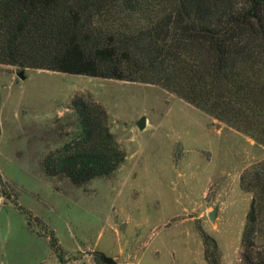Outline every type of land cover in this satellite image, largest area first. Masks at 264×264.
<instances>
[{
  "label": "rangeland",
  "instance_id": "1",
  "mask_svg": "<svg viewBox=\"0 0 264 264\" xmlns=\"http://www.w3.org/2000/svg\"><path fill=\"white\" fill-rule=\"evenodd\" d=\"M77 95L105 107L127 156L82 187L42 168L80 132ZM262 160L263 144L160 86L0 64V264H209L203 233L240 264L241 176Z\"/></svg>",
  "mask_w": 264,
  "mask_h": 264
},
{
  "label": "trees",
  "instance_id": "2",
  "mask_svg": "<svg viewBox=\"0 0 264 264\" xmlns=\"http://www.w3.org/2000/svg\"><path fill=\"white\" fill-rule=\"evenodd\" d=\"M0 64L160 86L264 145V0H0ZM72 107L80 132L42 168L82 187L127 156L104 106L77 95ZM241 185L253 199L240 264H264V160ZM203 238L206 260L220 264Z\"/></svg>",
  "mask_w": 264,
  "mask_h": 264
},
{
  "label": "water",
  "instance_id": "3",
  "mask_svg": "<svg viewBox=\"0 0 264 264\" xmlns=\"http://www.w3.org/2000/svg\"><path fill=\"white\" fill-rule=\"evenodd\" d=\"M20 77L23 78V72H20ZM145 124H146V119L145 118H141L139 123H138V126L141 129H143L145 127ZM216 216H217V212L216 211L212 212L210 214L211 220H214L216 218ZM104 262L106 264H117V262L115 260H113L112 258H107V257L104 258Z\"/></svg>",
  "mask_w": 264,
  "mask_h": 264
}]
</instances>
